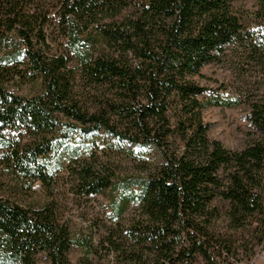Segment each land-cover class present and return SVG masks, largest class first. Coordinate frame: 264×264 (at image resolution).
Listing matches in <instances>:
<instances>
[{
  "label": "trees",
  "instance_id": "trees-1",
  "mask_svg": "<svg viewBox=\"0 0 264 264\" xmlns=\"http://www.w3.org/2000/svg\"><path fill=\"white\" fill-rule=\"evenodd\" d=\"M254 2L240 16L232 0H0V264H35L39 253L66 264L72 246L96 253L92 240L72 238L53 195L64 174L75 196L118 188L92 149L91 162L80 160L84 148L69 144L98 134L109 149L152 148L162 159L123 182L137 188L139 207L99 243L115 264H222L232 250L214 226L218 202L232 229L250 226L263 242L264 101L202 99L192 80L230 57L264 68V0ZM55 23L63 42L53 54L46 30ZM245 103L261 140L229 151L207 138L204 108ZM35 183L48 199L20 204ZM126 204L113 202L116 216Z\"/></svg>",
  "mask_w": 264,
  "mask_h": 264
},
{
  "label": "rangeland",
  "instance_id": "rangeland-1",
  "mask_svg": "<svg viewBox=\"0 0 264 264\" xmlns=\"http://www.w3.org/2000/svg\"><path fill=\"white\" fill-rule=\"evenodd\" d=\"M234 11L241 16L243 12H252L255 9L254 0H232ZM51 53L61 52L62 38L56 29V23L46 30ZM233 57L227 58L221 64H210L200 70V75L192 80L206 91L205 96L220 94L223 96L240 95L244 100L264 101V68L254 63L241 60V67H237ZM241 69V70H240ZM224 89L221 90L220 86ZM16 94L30 95V84H13L10 88ZM93 100L87 99L85 104L93 109ZM202 121L207 127L206 136L209 140L218 141L226 150L241 151L247 145L262 139V135L251 125L249 120L250 107L242 104L233 108L206 107L201 113ZM112 142L108 137L98 134L90 141L74 137L69 144L84 148L86 153H80V160L91 162L89 150L92 149L98 164L110 168L114 173V180L119 185L114 191L110 189L87 197L75 196L70 191V178L64 174L55 186L53 198L57 201L64 221H67L71 236L75 240H92L96 253L87 254L81 248L72 246L68 251L66 264H81L88 258L92 264H115L114 254L102 247L100 242L106 234L117 229L119 224H126L133 218L139 207L136 193L137 188H126L124 180L145 175L153 166L160 165L162 159L152 148H139L124 145L121 149H109L106 143ZM177 146V143L174 145ZM67 163V162H66ZM20 204L38 206L48 198L39 183L32 185L29 191L19 192L17 195ZM122 198H127V204L119 216L112 210V204ZM219 214L214 221L216 231L224 234L231 246L232 255L223 256L222 264H264V240L256 246L253 241L251 227L234 230L229 226L225 214L227 207L223 202L217 204ZM35 264H50L44 253L36 256ZM203 264L200 258L191 263Z\"/></svg>",
  "mask_w": 264,
  "mask_h": 264
}]
</instances>
